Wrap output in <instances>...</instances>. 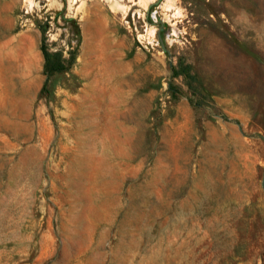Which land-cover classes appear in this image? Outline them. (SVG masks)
<instances>
[{
  "label": "rangeland",
  "instance_id": "obj_1",
  "mask_svg": "<svg viewBox=\"0 0 264 264\" xmlns=\"http://www.w3.org/2000/svg\"><path fill=\"white\" fill-rule=\"evenodd\" d=\"M0 264H264V0H0Z\"/></svg>",
  "mask_w": 264,
  "mask_h": 264
}]
</instances>
